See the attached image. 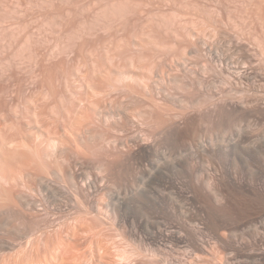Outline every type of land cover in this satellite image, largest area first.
Returning <instances> with one entry per match:
<instances>
[{"label":"rangeland","instance_id":"374dc122","mask_svg":"<svg viewBox=\"0 0 264 264\" xmlns=\"http://www.w3.org/2000/svg\"><path fill=\"white\" fill-rule=\"evenodd\" d=\"M0 264H264V0H0Z\"/></svg>","mask_w":264,"mask_h":264}]
</instances>
